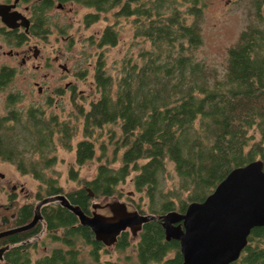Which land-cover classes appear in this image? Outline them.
I'll return each instance as SVG.
<instances>
[{"label": "trees", "instance_id": "1", "mask_svg": "<svg viewBox=\"0 0 264 264\" xmlns=\"http://www.w3.org/2000/svg\"><path fill=\"white\" fill-rule=\"evenodd\" d=\"M253 2L261 6L264 0ZM207 3L208 0H87L88 5L99 9V18L101 12L110 9L117 16H132L134 34L149 39L152 45L141 54V62H126L116 77L107 72L106 60L100 53L94 75L100 94L88 109L81 111L84 137L77 142L76 162L82 165L96 156L93 137L98 128L108 124L119 130L110 129L108 141L100 142L101 160L96 174L83 179L72 167L70 177L79 185L66 191L53 173L44 170L55 162L56 155L46 156L42 167L28 155L35 150L44 152L49 145L55 148V133H59L64 146L71 147L77 127L57 116L53 128L35 117L29 125L31 132L24 133L21 141L13 139L19 133H8L9 140L0 134V156L40 180V198L65 192L87 212L91 211L93 199L122 196L119 185L130 176L136 190L147 195L151 212H183L190 202L205 199L233 167L257 158L264 162V18L241 31L228 50L226 71L219 76L215 68L196 56L203 44L202 21ZM119 39L116 26L107 24L98 43L115 45ZM107 144L113 145L112 159ZM116 161L120 163L115 167ZM169 162L174 164L178 181L167 188ZM140 206L138 203L144 212ZM34 209V203L16 207L12 225L29 222ZM42 212L43 220L32 228L0 236V248L4 243H13L0 264H30L28 247L33 243L21 241L43 227L49 236L62 240L69 248L55 247L50 254L37 258L39 264H85L78 245L82 239L92 246L90 253L99 260L100 250L106 245L95 239L91 228L81 224L72 210L60 203H49ZM133 237L129 229L122 231L115 247L126 249ZM135 245L141 264L183 263L180 241L166 237L160 219L143 225ZM108 264L120 263L111 260ZM230 264H264V226L251 230L240 257Z\"/></svg>", "mask_w": 264, "mask_h": 264}, {"label": "rangeland", "instance_id": "2", "mask_svg": "<svg viewBox=\"0 0 264 264\" xmlns=\"http://www.w3.org/2000/svg\"><path fill=\"white\" fill-rule=\"evenodd\" d=\"M91 10H94V8L81 4L74 5L69 17H67L71 22L67 34H70L73 40L68 45V48L59 36L60 31L55 27L47 38L35 39L43 48L40 54V60L43 64L45 56L48 54L55 55L60 53L63 60L70 66L68 74L64 75V70L60 69L56 64L45 65L40 70L36 69L31 65L33 61L36 63V60L32 59L29 65H25L22 68L5 90H0V114H4L8 110L5 97L8 92L16 91L21 95L15 107L23 111V114H20L23 128L21 129L20 123L16 125L14 132L19 133V137H13L15 140L21 141L24 133L31 132L29 125L31 126L34 118L33 116H27V109L34 103H39L45 110L40 114L43 123L49 124L52 128L55 127L56 121L52 117V115H55L60 120H69L71 126L77 127L76 133L71 140V147L64 146L59 140V133H55V148L49 145L44 152L41 150L27 152L28 155L37 159L40 167L46 164L44 160L46 156L56 155L55 162L51 166L44 168V170L46 173H53L66 191L79 185L78 180L70 177L72 167L78 169L79 175L83 179L94 177L101 160L99 158L101 154L100 142L108 141L110 129L119 130L116 125L108 124L100 129L98 128L93 137L97 144L96 156L82 165L76 162L77 142L84 137L81 111L82 109H88L91 101L97 99L100 94L94 76L96 65L99 63L100 53H103L106 60L107 72L116 77L120 74L126 62H141V54L144 50L152 48L149 39L134 34L132 16H117L114 9H110L101 12L100 18L96 22L87 24L84 20V15ZM52 14L56 20L63 17L59 16L57 10H54ZM262 17L264 18V3L258 6L253 0H208L202 21L203 44L196 50L197 58L203 60L211 68H215L219 76H222L226 71L229 48L237 41L244 28L252 22H262ZM107 24L116 26L120 39L115 45L99 46L97 40H99V35ZM33 42V40H30L29 43L34 44ZM29 43H25L23 47L26 48ZM67 83L70 84L67 85ZM40 85L43 87V92H39ZM54 89L56 90L55 92ZM44 92L45 94H43ZM49 93L53 95H49ZM107 146L109 158L112 159L114 156L112 154L113 145L107 144ZM19 148L22 149L24 147L21 144ZM119 163L120 161H116L113 165L116 167ZM0 172L3 173V175L0 174V215L10 216V213L16 207L24 203L36 204L42 199L39 196L42 183L31 172H21L17 169L16 164L2 157H0ZM177 181L178 175L174 164L169 162L166 187H173ZM10 183H16L17 187L12 188ZM119 188L122 191V196L96 198L93 201L105 202L120 198L126 201L131 209H139L137 204L140 203V207L144 209L145 213L151 212L147 195L144 191L136 190L131 176L127 182L120 184ZM11 202L12 206L8 208L6 204L10 206ZM99 210L103 213H109L106 208ZM43 226L45 225L43 224ZM44 230L40 232L43 233ZM42 236L43 238L39 240L38 245L34 243L28 247L31 257L30 264H35V259L47 252L49 253L53 247H63L64 245L62 240L54 239L47 232ZM136 237L132 238L131 244L126 249H117L115 245L106 246L105 249L100 250L99 260H95L90 253L92 246L83 239L79 240L80 258L83 259L85 264H108V261L111 260H116L120 264H141L137 257ZM147 264L166 263L164 261H154Z\"/></svg>", "mask_w": 264, "mask_h": 264}, {"label": "water", "instance_id": "3", "mask_svg": "<svg viewBox=\"0 0 264 264\" xmlns=\"http://www.w3.org/2000/svg\"><path fill=\"white\" fill-rule=\"evenodd\" d=\"M49 203H60L72 210L81 224L91 228L95 239L106 246L115 245L122 231L129 229L137 236L147 221L160 219L166 237L180 241L182 264H230L240 257L251 230L264 226V162L257 158L233 167L205 199L190 202L183 212L171 209L145 213L114 198L93 201L90 213L64 192L47 195L35 204L29 222L1 230L0 236L35 226L44 218L42 207ZM9 246L0 248V257Z\"/></svg>", "mask_w": 264, "mask_h": 264}, {"label": "flooded vegetation", "instance_id": "4", "mask_svg": "<svg viewBox=\"0 0 264 264\" xmlns=\"http://www.w3.org/2000/svg\"><path fill=\"white\" fill-rule=\"evenodd\" d=\"M75 4L86 5L94 8V10L88 11L84 15V20L87 24H91L99 20V9L95 6L88 5L87 0H0V90H5L16 78L22 68L25 65H29L32 59L36 60V63L34 61L31 63V65L36 69L40 70L45 65L56 64V66H59L60 69L64 70V75L68 74L70 66L65 60H63L60 53L55 55L48 54L45 56L43 64L40 60V54L43 48L36 42L35 39L47 38L55 27L60 31L59 36L68 48V45L71 44L73 40L72 36L67 34V30L71 25V22L67 17H69V14L73 10ZM54 10H57L59 16L61 15L63 17L56 20L52 14ZM88 14H91V16H88ZM30 40H33L34 44H30ZM97 41L99 42V40ZM25 43H29L26 48L23 47ZM69 84L70 83H67V85ZM55 91L56 90L54 89V92ZM39 92H43V87L41 85L39 86ZM43 94H45V92ZM49 95L53 94L49 93ZM5 97L7 101L6 107L8 110L4 114H0V134L1 138L7 139L8 133H16L14 131L16 130V125L18 123H20L21 129L23 128V121L20 117V114H23V111L15 107L21 97L18 92L10 91ZM27 110L28 117L36 115L33 116V118L38 117L43 120L40 117V114L45 110L39 103H34L29 106ZM54 116L55 115H52L53 118ZM0 174L3 175L2 172H0ZM10 185L12 188L17 187L16 183H10ZM6 206L8 208L11 207L12 202L10 206L8 204H6ZM92 209L93 208L91 206L90 213L92 212ZM16 216L17 212L15 210L10 213V216L2 215L0 217V231L15 227L12 224ZM43 229L45 230L41 233ZM43 229L41 232L39 231L34 233L32 236L23 239L21 243H35L38 245L40 242L39 240H42L43 238L42 235L46 232L49 234L46 227ZM8 244L10 246L4 250L0 259H6V251L11 248L13 243L7 242L2 245L3 247ZM63 247L69 248V246L65 243ZM54 248L55 247H53L52 250ZM51 252L52 251L49 253L47 252L39 258L50 254ZM38 259L34 260L35 264H39Z\"/></svg>", "mask_w": 264, "mask_h": 264}]
</instances>
